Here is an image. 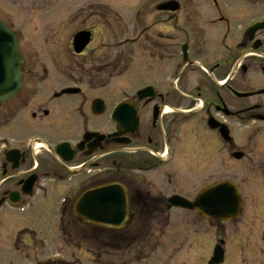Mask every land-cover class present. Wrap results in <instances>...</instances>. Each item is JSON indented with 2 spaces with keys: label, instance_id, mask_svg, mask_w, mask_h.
Wrapping results in <instances>:
<instances>
[{
  "label": "flooded vegetation",
  "instance_id": "obj_1",
  "mask_svg": "<svg viewBox=\"0 0 264 264\" xmlns=\"http://www.w3.org/2000/svg\"><path fill=\"white\" fill-rule=\"evenodd\" d=\"M238 1L149 0L129 7L125 17L135 32L118 41L128 53L121 82L111 80V56L91 60V46L107 37L104 25L112 29L123 20L113 4L108 25L91 21L88 8L70 39L41 41L57 75L53 81H39L33 66L28 80L22 55V86L0 106V120L12 123L11 135L0 138V227L15 228L10 244L23 257L0 264H82L76 253L89 255L90 264H210L205 229L197 230L198 220L206 229L210 220L170 200L193 202L222 182L240 197L234 264H264V29L248 32L264 17L256 16L257 2L249 3L245 25L247 8ZM0 20L13 27L8 18ZM78 32L89 33V42L75 54ZM93 73L94 81L83 80ZM100 74L111 81L98 80ZM227 167H234L231 174ZM116 184L126 194L124 225L106 228L76 216L83 193ZM221 229L216 240L223 242L226 264L231 245ZM66 243L74 245L68 260L62 257ZM47 247H56L54 254L29 260Z\"/></svg>",
  "mask_w": 264,
  "mask_h": 264
},
{
  "label": "rangeland",
  "instance_id": "obj_2",
  "mask_svg": "<svg viewBox=\"0 0 264 264\" xmlns=\"http://www.w3.org/2000/svg\"><path fill=\"white\" fill-rule=\"evenodd\" d=\"M7 1V0H2ZM19 5L18 6H8V5H1L0 7V18L9 19V23L12 24L13 29L17 32L19 44L22 46L23 51L25 50H31L27 55L25 56L23 53V57L26 58L28 65H27V72L32 68V66L37 67L35 71H37V75L39 76V81H53V79L57 78L56 74L52 71L54 70L52 67V61L46 56L45 54V47L43 46V41L47 37L55 36V37H61L67 35L69 39L71 38V35L74 34L75 30L79 27V24H81L89 14H94L91 16V21H98L102 25L106 22L108 25V21H110L111 16L107 12L108 9H110V4H113V8L117 9V11H120L122 13L123 20H115V23L113 24V28L109 29L108 26L104 25V28L101 29L102 26H99V29H101V33L107 35V37H104L103 42H94V44L91 46L94 49L93 56L94 59H91L94 61L96 58H104L109 57L108 61L113 60L115 65V72L113 74L112 81L115 82H121L124 81L123 78V65L125 61L126 53L124 51L123 47H116L115 45L118 43V41L128 34L132 36L134 31V25H129V21H127L125 16H129L131 12V8L138 4H145L146 2H149V0H44L41 3H38V1L35 3V5H29L28 1L18 0ZM32 0H29L31 2ZM33 2V1H32ZM48 2V3H47ZM257 2V10H256V16L261 18L264 16V0H241L238 1L239 5L245 6L247 8L248 12V22H246L245 25H247L250 22L251 16L249 15L251 12V7L249 6V3ZM247 3V4H246ZM110 5V6H111ZM47 8H44V7ZM84 8V12L79 13V9ZM90 9L91 11L89 14L88 12ZM128 10V14L127 11ZM124 12V13H123ZM105 23V24H106ZM133 29V30H132ZM132 30V31H131ZM130 31V32H129ZM100 33V34H101ZM42 41V42H41ZM101 44H104V47L102 48ZM24 47V48H23ZM125 52V53H124ZM33 53V54H32ZM32 56H35L31 58ZM57 63V62H56ZM54 64V63H53ZM30 65V66H29ZM59 65V62L57 63ZM90 65V64H89ZM56 68V67H55ZM58 69V67L56 68ZM44 71H46L47 78L45 79ZM54 72V71H53ZM138 72H142V69ZM52 74V75H51ZM32 74L28 72L27 79ZM138 75L137 73L133 74V77ZM83 80H87L90 82L94 81V77H96V74H84ZM98 80H101L103 77L104 80H109V78L106 79L107 74H100L97 76ZM30 79V78H29ZM28 79V80H29ZM109 80V81H111ZM116 95V93H114ZM10 103V102H8ZM12 125L11 121L8 119L2 117V120H0V138L4 135H11L9 132L10 126ZM187 141H184L183 149L187 151ZM184 150V151H185ZM245 167V161L242 163V168ZM228 168V174H231L232 169L234 167H227ZM39 209H42V206L39 207ZM23 219H18V222H22ZM198 225L197 230L202 232L205 229L206 235L204 237V246L210 247V251H212L213 244L216 242L217 239V233L221 231L222 227L225 228V234L226 237L230 240L231 249L229 251L227 250L226 255V264H234L233 259L235 256L240 257V253L238 251V247L236 245V226L234 224L227 225L225 223L211 220L209 228L206 229L207 224L203 223L201 221H197ZM25 224V222H24ZM31 224H29L30 226ZM238 228V226H237ZM15 228H10V226L1 227L0 228V260L3 261L5 258L7 262H11L9 259L14 258H22V255L17 256L14 251L11 249L10 242L12 241L13 237L15 236ZM80 234V232H77ZM90 233L85 232L83 234L86 239L90 240ZM56 237V235H55ZM71 236L68 235L67 242H71L73 238H70ZM85 241V240H84ZM86 242V241H85ZM88 243V242H87ZM84 243V244H87ZM49 244V243H47ZM89 244V243H88ZM63 244L60 246L62 247ZM73 244L66 243L65 246H63L62 250V257H64L66 260L69 259V256L74 253ZM56 247H52L49 249L47 247L46 249L38 248L34 251V254H30L29 260L37 262L40 259H43V257H49L50 255L54 254ZM86 253L88 249L86 246L83 248ZM59 251V248L56 250ZM66 255V256H64ZM76 257L81 258L82 264H90L89 261V255L81 254L79 256L78 253L75 254ZM196 260H198L197 255L195 256ZM205 259L204 257L200 258V262ZM195 264H199L198 261H196Z\"/></svg>",
  "mask_w": 264,
  "mask_h": 264
},
{
  "label": "water",
  "instance_id": "obj_3",
  "mask_svg": "<svg viewBox=\"0 0 264 264\" xmlns=\"http://www.w3.org/2000/svg\"><path fill=\"white\" fill-rule=\"evenodd\" d=\"M264 28V23L256 25L253 30ZM76 38H80L78 35ZM84 44H77L76 51H80ZM23 61L20 57L16 37L0 22V104L11 99L19 90L22 82ZM124 107V106H123ZM121 107L118 111L120 115ZM120 120V117L118 116ZM237 190L229 184L214 185L200 193L193 205L180 202L185 208L195 207L198 214L206 219L224 220L236 219L239 210ZM177 203V202H175ZM174 203V204H175ZM125 192L119 186H103L85 193L75 206V214L84 222L97 223L113 228L124 225L127 221ZM222 251L216 247L211 263L222 262Z\"/></svg>",
  "mask_w": 264,
  "mask_h": 264
}]
</instances>
